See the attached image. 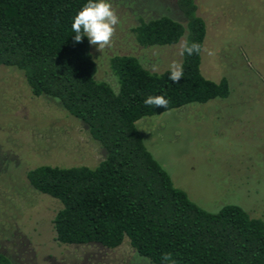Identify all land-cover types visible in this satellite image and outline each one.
<instances>
[{"label":"trees","instance_id":"16d2710c","mask_svg":"<svg viewBox=\"0 0 264 264\" xmlns=\"http://www.w3.org/2000/svg\"><path fill=\"white\" fill-rule=\"evenodd\" d=\"M88 0H0V66L20 71L35 97L56 100L82 122L105 151L94 168L42 165L26 178L37 192L61 204L53 218L55 240L66 245L131 248L152 264H264V222L234 204L209 212L177 188L144 144L137 122L189 104L226 99V78L206 79L200 69L206 24L195 0H177L183 23L169 15L141 20L132 29L141 47L177 44L185 36L201 46L182 56L184 75L153 73L134 56L109 66L118 89L95 79L90 44L74 43V16ZM162 95L168 108L144 105ZM58 98V100H57ZM165 253L172 260L163 261ZM0 264H12L0 254Z\"/></svg>","mask_w":264,"mask_h":264},{"label":"rangeland","instance_id":"374dc122","mask_svg":"<svg viewBox=\"0 0 264 264\" xmlns=\"http://www.w3.org/2000/svg\"><path fill=\"white\" fill-rule=\"evenodd\" d=\"M108 2L119 23L110 47L90 45L96 80L117 91L109 66L114 56H134L153 73L181 63L185 36L172 46L145 48L132 33L141 20L159 15L183 23L177 0ZM195 3L206 24L201 72L214 82L226 78L230 94L144 117L137 127L174 185L199 207L217 212L234 204L264 222V0ZM104 157L82 122L56 100L33 96L20 71L0 66V254L12 264H152L127 237L116 249L58 243L52 221L61 204L26 178L38 166L94 168Z\"/></svg>","mask_w":264,"mask_h":264},{"label":"clouds","instance_id":"9594fccd","mask_svg":"<svg viewBox=\"0 0 264 264\" xmlns=\"http://www.w3.org/2000/svg\"><path fill=\"white\" fill-rule=\"evenodd\" d=\"M118 23L119 17L108 0H88L74 16L71 23V29L75 33L73 37L74 43H81L86 37L89 44L97 47L100 51L106 47H110L115 33V26ZM200 52L201 46L198 43L193 42L189 45L184 41L180 44V56H183L185 53L189 56L194 54L199 55ZM209 55H212V53L209 52ZM153 71H158L157 65H153ZM169 71L170 75L168 79L173 83H179L184 75L183 65L173 61L169 66ZM168 104L169 100L165 99L162 95L148 96L144 100L145 106L154 108L162 107L167 109ZM162 260H172V254H163ZM172 264H176V261L172 260Z\"/></svg>","mask_w":264,"mask_h":264}]
</instances>
